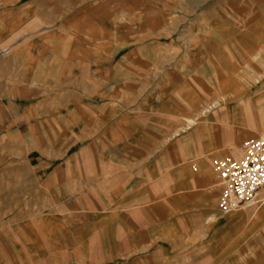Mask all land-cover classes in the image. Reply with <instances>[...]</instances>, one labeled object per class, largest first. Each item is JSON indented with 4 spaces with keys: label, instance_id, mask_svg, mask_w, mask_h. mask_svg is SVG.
Returning <instances> with one entry per match:
<instances>
[{
    "label": "crops",
    "instance_id": "0c3cea01",
    "mask_svg": "<svg viewBox=\"0 0 264 264\" xmlns=\"http://www.w3.org/2000/svg\"><path fill=\"white\" fill-rule=\"evenodd\" d=\"M263 131L264 0H0V264H250Z\"/></svg>",
    "mask_w": 264,
    "mask_h": 264
},
{
    "label": "built area",
    "instance_id": "2783aa9c",
    "mask_svg": "<svg viewBox=\"0 0 264 264\" xmlns=\"http://www.w3.org/2000/svg\"><path fill=\"white\" fill-rule=\"evenodd\" d=\"M239 155H225L212 161L221 187L218 205L222 213L264 203V131L243 141Z\"/></svg>",
    "mask_w": 264,
    "mask_h": 264
},
{
    "label": "rangeland",
    "instance_id": "374dc122",
    "mask_svg": "<svg viewBox=\"0 0 264 264\" xmlns=\"http://www.w3.org/2000/svg\"><path fill=\"white\" fill-rule=\"evenodd\" d=\"M254 250V255L250 258V264H264V233L262 240L254 246Z\"/></svg>",
    "mask_w": 264,
    "mask_h": 264
}]
</instances>
